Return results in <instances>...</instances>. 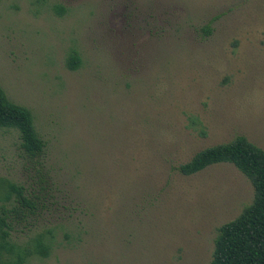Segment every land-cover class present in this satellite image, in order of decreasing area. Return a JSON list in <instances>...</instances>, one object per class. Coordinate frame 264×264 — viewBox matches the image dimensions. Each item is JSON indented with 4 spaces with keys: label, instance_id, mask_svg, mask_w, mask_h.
Returning <instances> with one entry per match:
<instances>
[{
    "label": "rangeland",
    "instance_id": "obj_1",
    "mask_svg": "<svg viewBox=\"0 0 264 264\" xmlns=\"http://www.w3.org/2000/svg\"><path fill=\"white\" fill-rule=\"evenodd\" d=\"M0 85L46 143L0 128V217L50 245L24 264H207L253 187L174 167L236 135L264 149V0H0Z\"/></svg>",
    "mask_w": 264,
    "mask_h": 264
},
{
    "label": "trees",
    "instance_id": "obj_2",
    "mask_svg": "<svg viewBox=\"0 0 264 264\" xmlns=\"http://www.w3.org/2000/svg\"><path fill=\"white\" fill-rule=\"evenodd\" d=\"M59 11L63 12V8ZM210 34L209 26L204 27ZM66 67L75 70L81 65L79 55L72 51L66 58ZM191 123H199L197 118ZM0 128H13L19 132L21 147L30 156L43 153L45 141L39 135L33 114L23 105L9 100L0 85ZM204 132H202L203 134ZM232 164L253 187V198L233 219L221 224L213 240V250L207 264H264V149L244 135H236L227 142L202 148L187 161L179 163L174 170L189 176L213 164ZM8 191L15 192L21 208L34 209L33 199L26 196L21 185L8 183ZM50 245L43 235L30 240L27 245H18L10 240V227L0 217V264H24L32 255L47 256Z\"/></svg>",
    "mask_w": 264,
    "mask_h": 264
}]
</instances>
